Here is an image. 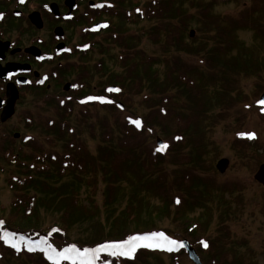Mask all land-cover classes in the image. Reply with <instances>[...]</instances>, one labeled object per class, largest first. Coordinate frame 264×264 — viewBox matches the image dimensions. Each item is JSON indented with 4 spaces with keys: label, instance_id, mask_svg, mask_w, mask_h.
Here are the masks:
<instances>
[{
    "label": "rangeland",
    "instance_id": "rangeland-1",
    "mask_svg": "<svg viewBox=\"0 0 264 264\" xmlns=\"http://www.w3.org/2000/svg\"><path fill=\"white\" fill-rule=\"evenodd\" d=\"M156 1H133V6L119 2V16L115 19L113 33L102 35L97 41L95 39L86 56L78 55L67 61L76 63L74 65L77 69L76 76L67 79L80 80V84L86 86L85 91L82 92V88L78 91L74 89L69 95H64L62 87H53L51 92L43 89L21 93L16 114L7 123L0 125V207L9 208L13 200L8 178L15 172V168L7 165L3 159L8 141L13 140L14 134H19L21 138L16 143L17 147H23L24 137L38 138L47 145V133L40 126V120H56L58 101H65L72 114L69 123L81 133L88 148L87 153L95 161L108 158L110 162H116L115 152L101 155L100 148L107 146L103 144V135L109 131L114 132L113 142L117 145L121 134L117 127L120 119L132 115L142 118L143 123L145 120L155 121L156 133L136 150L142 167L150 166L146 146L156 145L158 148L157 138H160L166 143L167 150L171 142L167 139L170 130L154 119L147 99L153 94L159 100L163 91L159 85L168 80L169 72L173 75L174 65H195L196 71L191 76L194 79L202 76L207 79L205 94L202 96L198 91L191 92L179 82H173L174 86H171V92L168 93V96L176 99L173 109L184 118V131L180 137H186L185 144L179 148L170 147L169 155L153 170L154 175L142 177V183L137 177L131 182L121 183L125 199L119 210L125 208L133 198L143 225L131 226L127 233H134L132 239L141 238L135 241L138 245H153L147 248L157 252L143 257L138 261L139 264H175L169 252L178 251L183 240L191 243L203 264H264V187L254 179L259 167L264 164V108L257 106L264 92V0H188L183 9L174 5L177 14L173 11L176 16L173 22L183 24L184 21L187 26L185 42L207 49L199 55L190 54L186 50L177 52L174 47L165 53L168 38L164 32L157 31V25L167 20H153L150 15V7ZM171 7L170 4L161 3V9L164 8L165 12L171 11ZM123 9L131 11L130 20L125 18ZM135 9H140L141 15H135ZM199 28L204 31L200 32ZM193 30L195 35L190 38ZM17 33L22 36L23 44L29 43L28 32ZM71 42L77 44L80 41L72 35ZM144 53L157 61L154 72L160 79L159 85L151 86L145 75L142 65L145 61L142 59ZM123 63L140 64L136 81H141L144 86L139 85V90H135L133 79L124 77ZM116 74L127 80L124 86H118L120 93L114 102L116 110L101 107V101H108L101 96L103 90L106 86L109 88L115 85L110 79ZM1 89L0 97H3ZM118 101L125 104L124 111L116 107ZM29 117L33 120L32 127L26 123ZM144 125L148 128L147 124ZM91 127L96 131L93 136L89 131ZM249 134H254V137ZM24 147L25 151H30V147ZM221 159L229 160L225 173L217 169ZM114 166L119 171L118 163ZM190 176L193 181L196 180L195 185L191 193L184 192L185 187H188L184 182ZM101 177V173H98L97 185H92L94 181L88 187L84 183L82 190L86 197L97 187L95 201L100 208L106 191ZM155 181L162 190L184 192L185 198L191 204L197 203V206L187 213L186 218L177 216V208L172 205L168 212L160 214V202L151 195L143 196L144 193L139 189L145 183L153 186ZM86 188L89 189L87 195ZM202 204L205 208L200 206ZM101 209L104 211V208ZM103 217L104 214H101V221H104ZM54 222L53 217L45 221L47 226ZM190 223L194 227H189ZM89 236L80 229L70 232L73 241L81 239L82 242H88L91 240L87 239ZM20 243L29 250L41 248L25 237L21 238ZM204 243L208 245L205 250L217 255L216 260L206 255L204 261L198 251ZM112 245L116 244H105L103 249L116 251ZM7 246L16 247L9 233L5 234L3 242L0 241V264H46L39 256L23 254L17 258ZM169 248L170 251L167 250ZM224 256H231V261L228 262ZM91 259L95 260V257L82 255L78 260L85 264ZM178 264L193 262L185 253L179 257Z\"/></svg>",
    "mask_w": 264,
    "mask_h": 264
},
{
    "label": "trees",
    "instance_id": "trees-1",
    "mask_svg": "<svg viewBox=\"0 0 264 264\" xmlns=\"http://www.w3.org/2000/svg\"><path fill=\"white\" fill-rule=\"evenodd\" d=\"M171 1L167 3V0H163V2L157 0V3H153L150 7V15L153 20H167L166 23L157 25V31L164 32L168 38L165 53L174 47L177 52L186 50L190 54L199 55L200 52L207 49L204 47L197 48L186 43L184 37L187 29L186 23L184 21L183 24L173 22L176 20L173 13V11L176 13L174 5H179L178 9H183L185 2L188 0ZM194 1L200 2V0ZM164 2L166 5L170 4L172 6L171 11L165 12L164 8L161 9V3ZM176 30L179 36H177ZM199 31L204 30L199 28ZM143 57L142 59L145 61L142 65L151 86L159 85L161 83L160 79L157 73L154 72L157 61L146 56L145 53ZM122 62L128 61L122 60ZM139 66L140 64H122L124 77L134 80L135 90H139L140 86H144L141 81H136L140 73L138 72L140 70H138ZM194 71H196L195 65H174V76L169 72L168 80L159 85L163 88L159 100H156L153 94H150L147 99L151 105L154 119L170 130V137L167 139L171 142L170 147L173 149L182 147L186 142V137L184 139L180 137V133L184 131L182 123L184 118L182 115H177L173 109L176 99L168 96V93L171 92V86H174L172 85L173 82H179L190 89L191 92L198 91L200 95L205 94L207 79L203 76L194 79L191 76ZM124 77L116 74L110 80L116 86H124L127 81ZM85 88L86 86L82 88V92L85 91ZM1 90L3 92V89ZM101 96L108 99V101L102 99L101 107L116 110L114 102L119 94L114 95L106 86ZM57 104L55 121L50 119L40 120V126L47 133L45 134L47 145L40 142L38 138L24 137L22 138L23 147H17V141L13 139L8 141V146L4 150L3 159L7 165L15 168V172L8 178V185L13 191L12 203L9 208L0 207V241L3 242L5 234L9 233L17 244V248L7 246L13 255L17 258H20L23 254L33 257L39 256L46 264H81L78 259L82 255L87 258L95 257V260H88L85 264H139L143 257L154 255L157 252L154 249L139 245L132 253V258H129L118 253L113 254L115 251L109 252L104 250L103 247L108 243L126 244L128 241H133L132 236L134 233H127V230L131 226H142L143 223L139 219V208L132 200L133 198L125 208L119 210L122 207V201L125 199V190L123 189V192L120 184L131 182L134 177H137L142 183V177L153 176V170L169 155L170 147L168 146L169 149L162 152L156 148V145L146 146L145 152L148 154L150 166L146 168L143 165L145 168L142 167V162H140L136 150L144 146L149 136L156 133V129H154L155 121L145 120L144 123L147 124V128L143 120L140 122L135 116L128 115L126 118L120 119L119 124H117L121 132L117 145L113 142V131L106 132L103 135V144L107 146L103 149L100 148V153L102 155V153L115 152L114 159H116V162L113 161L112 163L108 158L95 161L92 156L89 157L88 148L81 133L73 129L69 123L72 114L67 109L65 101H58ZM28 119L26 123L28 127H32L33 120L31 117ZM151 129L152 131H150ZM89 131L92 136L96 134L95 129L92 127L89 128ZM24 146L30 147V151H25ZM97 163L101 165H97ZM115 163H118L119 171L116 170ZM98 173H101L102 181L106 186L101 207L104 208V211L95 201L97 187L90 193H88L89 189L86 188L85 194L88 193L86 197L83 196L82 192L84 183L87 187L93 181L95 184L92 185H97ZM195 181L192 180L191 176L188 177L184 182L188 186L185 187L184 192L191 193L190 190L195 185ZM147 184L140 185L139 189L144 193L143 196L151 195L160 202V214L168 212L172 205L177 208V216L186 218L187 213L197 206V203L191 204L185 198L184 192L172 193L171 191L162 190V187L156 181L153 186L151 184L147 186ZM200 206L205 208L203 204ZM101 214H104V221H101ZM48 217H53L56 222L47 226L45 221ZM192 226L194 227V224L190 223L189 227ZM75 229L90 234L91 236L87 239L91 240L88 242H82L81 239L73 241L70 232ZM154 233L159 234V232ZM22 237L28 238L41 248L38 249L37 247L29 250L20 243ZM134 244L136 243L134 242ZM73 248L78 251H69ZM203 248H198V251L204 261L206 255L207 258L217 259V255L211 254L207 249L205 250L204 246ZM185 253L183 248L178 252H169L175 264H178L179 257ZM65 254L71 256H67L68 258L65 259ZM49 256L54 260L49 259ZM225 257L228 262L231 261V256Z\"/></svg>",
    "mask_w": 264,
    "mask_h": 264
},
{
    "label": "flooded vegetation",
    "instance_id": "flooded-vegetation-1",
    "mask_svg": "<svg viewBox=\"0 0 264 264\" xmlns=\"http://www.w3.org/2000/svg\"><path fill=\"white\" fill-rule=\"evenodd\" d=\"M133 1L144 0H0V70L11 73L7 80L0 78L3 96L7 85L20 78L27 80L18 86L20 93L62 87L69 95L83 88L80 80L67 79L77 71L76 63L67 61L87 54L95 39L113 33L119 2L133 6ZM122 12L127 20L132 18L130 10ZM140 13L135 9V15ZM17 30L29 33V43L21 42ZM72 35L80 42L72 44ZM17 65L29 69L18 71Z\"/></svg>",
    "mask_w": 264,
    "mask_h": 264
},
{
    "label": "water",
    "instance_id": "water-1",
    "mask_svg": "<svg viewBox=\"0 0 264 264\" xmlns=\"http://www.w3.org/2000/svg\"><path fill=\"white\" fill-rule=\"evenodd\" d=\"M194 35H195V31L193 30L190 33V37L193 38ZM32 51H33V48L27 50V52H32ZM17 68H18V71L19 70H28L29 66L17 65ZM10 74L11 73H9L7 70H3L2 72L0 70V78L2 80H7L8 76ZM25 82H26V80H24L23 78H20V79H18L17 83L24 85ZM65 90L66 91L69 90V85H67ZM111 90L116 92L118 90V88L117 87H111ZM19 99H20V93H19V90H18L16 84L9 83L7 85V88H6V102H5V104L3 102V99L0 98V110H1L0 121L2 123L8 122L15 115L16 105H17V102L19 101ZM261 100H264V93L262 94L260 100L258 101V106L264 107V105L260 104ZM118 107L120 109H124V105L122 103H119ZM19 137H20L19 134L15 135V138L18 139ZM157 145L159 146V148L162 151L166 148L165 142L160 138H157ZM228 167H229V160H227V159H221L217 164V169L220 173H225L227 171ZM254 178L258 183H260L264 186V165L260 166V168H259V170L256 173ZM183 244H184V247L188 253L189 258L193 261V263L194 264H203L200 257L198 256L196 250L191 246V244L187 240H185Z\"/></svg>",
    "mask_w": 264,
    "mask_h": 264
},
{
    "label": "snow or ice",
    "instance_id": "snow-or-ice-1",
    "mask_svg": "<svg viewBox=\"0 0 264 264\" xmlns=\"http://www.w3.org/2000/svg\"><path fill=\"white\" fill-rule=\"evenodd\" d=\"M23 2V0H22ZM261 105H264V100L260 101ZM250 137H254V134H249ZM179 203V201H177ZM162 235V234H161ZM141 238L140 237H135L133 238V241H139ZM133 241H128L126 242V244H117V245H112L111 247L113 249H115L116 251L113 254H119V255H124V256H128L129 258H132V253L135 252L136 247L139 246L137 244H134ZM171 243L175 244V241H172ZM145 247H153V245H145ZM204 247H208L207 243H204ZM167 250H171V248L167 249ZM69 251H78L75 248L70 249ZM49 259H52L51 256L48 257ZM67 255L65 254V259H67Z\"/></svg>",
    "mask_w": 264,
    "mask_h": 264
}]
</instances>
